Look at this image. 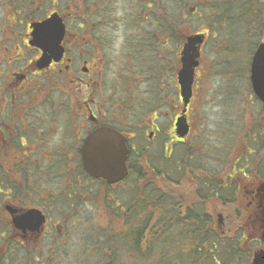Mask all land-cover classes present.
<instances>
[{"label": "rangeland", "instance_id": "rangeland-1", "mask_svg": "<svg viewBox=\"0 0 264 264\" xmlns=\"http://www.w3.org/2000/svg\"><path fill=\"white\" fill-rule=\"evenodd\" d=\"M11 1L13 2L12 5L10 4ZM80 1L32 0L31 6L26 0H0V33L8 24L6 18H12L14 13H22L25 8L32 12L31 16L34 20L43 18L47 12L52 11L70 13L71 17L68 23L72 24L71 30L76 28V17L89 27L91 24L92 28H95V32L100 34L106 40L104 42L109 45L106 52L109 65L103 79L105 84L104 101L108 106H106L107 110L112 111V108L122 106L121 104L124 103L122 99H126L128 96L124 94L123 98L121 95L114 98L113 89H110V85H113L112 72L117 73L120 64L119 50L124 47L130 34L153 35L159 33L148 15L152 13L153 17H156L158 8L160 5H165L166 2L156 0L154 8L146 9L144 0H94L95 2H89L90 9H86ZM223 1L225 0H190L187 13L184 14L185 19L179 26L175 24L173 27L171 52L158 48L157 43L152 47L158 50L156 53L159 54V57L156 59L161 60L162 64L168 62L164 54H170L171 61L176 63V70H178L182 39L186 35L209 32L202 49L200 66L196 71L195 99L193 102V109L196 110V113L194 117H190L191 135L187 138L183 148L179 149L178 147L175 151L176 160L173 158L171 163L170 161L166 162L164 158L168 157V153L159 147L136 153L142 162L148 160L154 171H162L163 177H165L164 173L169 175L170 180L164 179L163 182L160 178H156L154 182L156 189H163L165 182H173L179 185L180 181V184L184 186H175V190H179L180 196L183 194L181 192L187 191L185 186L190 185L186 183L188 182L187 173H189V169L196 171V174L203 178H206L207 174L211 175V173L222 177L225 173L222 169L225 166L234 168L238 167L237 164L243 165L246 157L252 172L257 171L260 166L264 175V106L255 98L249 82V64L252 57L250 50L253 45L261 41L264 35L262 32L264 28V4L263 0H244L247 1L243 2L246 6L235 9L234 19L224 24L222 23V16H218V11L215 9V4ZM92 4H95L96 8ZM174 19L178 20L175 16ZM158 42L160 45L164 44L160 39ZM147 67H151V63L146 64L145 69ZM76 92L74 85L64 87L54 83L50 78L42 77L39 80H34L32 93L26 100L29 101L30 105L33 104L32 108L37 106L33 109V114L48 113L49 116L53 114L57 118L59 117L58 114H64L63 126L65 129H72L71 114L74 112L73 103H75ZM173 95L176 96V107L179 109L178 88L176 91L173 89L171 96ZM60 104H62L61 109L58 108ZM127 106L130 107V111L135 108L131 102ZM163 111L168 112L169 108L166 106ZM37 115L33 116V123L37 128H51L54 122L49 117H37ZM143 117L136 121L141 134L143 122L149 118L146 115ZM38 119L39 124H36L35 121L37 122ZM161 123L167 124L169 121L163 118ZM77 132L78 129H76ZM47 134L49 135L47 146L50 150L59 149L66 153L74 146V143H71V140L74 139L72 135L64 136L62 132L53 133L52 131H48ZM250 153L251 156H249ZM183 155H185L184 164L179 161ZM43 167L42 169L36 167V171L37 173L45 171L48 179L41 180L40 184L36 183L35 185H33V180L30 181V186H27L26 190L29 189V194H32L25 193L19 198H22L23 205L45 208V212L52 222L60 224L61 234L58 235V240L52 241L49 245L47 243L44 248H42L43 246L38 247L35 252H32L33 256L41 255L40 253L44 251L48 252V257L44 260L47 264L81 263L83 254H91L90 242H88L91 237L95 238L98 234L114 236L121 230L125 231L123 218L129 217V208L133 205L138 206L137 217L143 216L142 213L148 209L144 210L143 196L149 188V180L146 175L150 172L147 171L144 163L140 164L141 174L139 176L134 174L125 183L108 189L99 183H95L93 186L94 193L90 194L91 196L87 193H81V190H76V198L72 196L68 198L70 196L68 192L73 188L71 186L73 181L70 180L75 177V167L71 164L63 168ZM6 170L10 172V176L22 171L21 168L16 169L11 165ZM60 172L63 179L56 181L55 177ZM77 174L76 171V180L79 177ZM260 179L264 181V179ZM204 181H209V179ZM22 183L24 182L20 181L19 185L24 187ZM241 184L242 181H240ZM246 184L244 183L236 194V206H230L225 213H221V207L214 201L212 203L207 202L204 207V211L210 213L214 218L215 226L218 223L219 235L222 238L236 240L239 235L244 237L237 241L239 243L237 246L240 247L241 252L238 251V256L233 260V264H251L253 253L264 248V245L260 243L263 233L261 229L263 218H258V224L255 228L250 221L251 225L247 224L246 204L248 199L244 190ZM77 186L80 185L76 184V189ZM51 192L52 195H50ZM58 192L60 193L57 194ZM184 194L186 195V193ZM107 200H115L117 203H121L119 206L123 211L116 212L109 209L107 206L109 201ZM1 204L2 207L4 203ZM73 206H76L75 209ZM84 209L86 211H83ZM218 215H221L220 217L223 219L222 224L218 222ZM1 219L6 223L8 216L1 212ZM240 227L242 231L235 235L236 230H239ZM59 247L64 250H58ZM28 251L30 252V248ZM1 254L2 249L0 248ZM13 255L11 264H26L27 256L25 253L20 252L18 255L15 253ZM52 256H55V259ZM90 259L94 260V258Z\"/></svg>", "mask_w": 264, "mask_h": 264}, {"label": "flooded vegetation", "instance_id": "flooded-vegetation-1", "mask_svg": "<svg viewBox=\"0 0 264 264\" xmlns=\"http://www.w3.org/2000/svg\"><path fill=\"white\" fill-rule=\"evenodd\" d=\"M26 2L32 6V1L26 0ZM27 3L26 5H28ZM10 4L12 5L13 2L11 1ZM54 12L56 11L47 12L43 18L34 20L31 16L32 12L25 8L22 13H14L12 18H6L8 24L0 33V169L9 168L10 165L14 168H29L31 171L26 173V180L28 178L27 182H29L33 176L32 167L34 166L41 169L44 168L43 166L63 168L70 164L73 167H81L80 149L85 138L90 133L103 128L113 129L124 136L130 154L159 147L168 153V157H165L164 160L171 163L175 158L174 153L177 148L182 149L187 138L191 135L190 117H194L196 113V110L193 109L195 99L193 93L186 113L190 132L184 140L178 139L175 123L182 108L181 105L179 109L176 107V96H171L173 89L177 90L176 63L171 61L170 54H164L168 62L162 64L161 60L156 59L159 57V54L156 53L158 50L152 48L157 43L158 48H163L170 53L173 33L129 35L126 44L119 50L120 64L117 73L112 72L113 85H110V89H113L112 92L115 94L114 98L120 95L123 98L126 94L129 100L122 99L124 102L121 104L122 106L108 111L104 101L103 77L109 65L106 56L109 45L104 42L106 40L100 34L95 32V28H92L91 24L89 27L76 17V28L71 30L72 24L68 23L71 14L57 12L65 26L62 40L63 57L58 62L52 61L45 69L37 67V61L43 52L31 44L32 30L30 26L35 22L45 20ZM159 39L163 41V45L159 44ZM150 63L151 67L145 69V65ZM42 77L50 78L54 83L64 87L72 85L76 87L74 112L71 114L72 129H65L63 126L64 114H58V118L53 114L49 116L48 113L33 114V109L37 106L32 108L33 104L30 105L26 98L30 97L32 93L34 80H39ZM129 102L135 107L132 111L127 106ZM162 104L169 108L168 112L163 111L165 107L163 108ZM58 108L61 109L62 104ZM34 115L49 117L54 123L49 129H39L33 123ZM143 115L149 118L143 122L141 134L136 121L144 118ZM163 118L168 119L169 123L162 124ZM131 120L134 121L131 122ZM38 121L39 119L35 123L39 124ZM76 129H78L77 133ZM48 131L62 132L64 136H74L73 141L71 140V143H74L73 148L66 153L64 150L48 149ZM34 157L36 158L34 159ZM246 165L243 169L234 167L232 171L230 170L227 180L232 179L236 194L240 187L247 183V186L244 187L248 199L246 212L248 222L250 221L255 228L257 218L264 216V181L251 171L248 160ZM127 167L130 173L129 160ZM46 174L45 171L41 172L40 177L46 178ZM61 177L60 172L55 178L56 181L62 180L63 177ZM12 179H17L14 174ZM73 181L75 182L74 189L77 184L80 185L77 186L78 190L81 188L89 193L93 192L95 183H104L86 176L77 180L74 178ZM125 181L119 184L125 183ZM240 181H242L241 185ZM112 202V208L116 207L117 209V202L114 200ZM236 203L237 198L233 199L232 204H226L225 208L221 209V213H225L230 206H236ZM12 205L23 208L15 203ZM39 208L46 221L44 230L38 237L34 234H27L23 238L20 233L13 231V238L16 239V242H24L28 248L38 246L44 240H53L56 238V233L57 235L61 234L60 224L53 223L44 208L41 206ZM35 260L40 261L39 256H36Z\"/></svg>", "mask_w": 264, "mask_h": 264}, {"label": "trees", "instance_id": "trees-1", "mask_svg": "<svg viewBox=\"0 0 264 264\" xmlns=\"http://www.w3.org/2000/svg\"><path fill=\"white\" fill-rule=\"evenodd\" d=\"M90 1L95 2L94 0L80 2L86 9H90ZM153 1L156 2V0ZM162 1L166 4L158 8L154 26L161 33H172L175 24L179 26L185 19L184 14L187 13L190 0ZM243 2V0H225L216 3L215 9L218 11V16H222L223 21H229L234 19L235 9L246 6ZM174 16L178 18L177 21ZM252 51L253 49L250 52ZM30 171L29 168L22 169L21 173L17 172L19 174L17 179L11 182L6 174L8 171L0 169V200L8 197L16 205L25 206L19 196L29 193L26 187L30 186V181L27 182L26 173ZM32 172L34 178L36 169L32 168ZM151 174L150 172L146 175L149 188L147 193H144L143 206L144 210L148 209L142 213L143 216L137 217L138 206H131L129 217L124 215L126 218H123L125 231L121 230L114 236L98 234L95 238L91 237L88 241L91 254H83L82 262L79 264H233L238 251L241 252L237 241L244 237L239 235L236 240L222 238L219 235L218 223L216 227L212 215L204 211L207 202L214 201L221 208L231 204L234 199V190L230 188L231 185L225 186L218 176L211 173L209 181L201 182L198 179L193 186L186 188L187 191L181 192L183 194L180 196L179 190H175L177 185L170 182H165L163 189H156L154 182L159 175ZM20 181L24 182L22 183L24 187L19 185ZM33 185H35L34 182ZM239 223L238 225H241ZM10 231V225L3 224L0 219V248L2 249L0 264H11L13 254L18 255L20 252L27 256L26 264H47L45 261L36 262L26 245L12 240L11 235L8 236ZM241 231L240 227L235 235ZM58 250L64 249L59 247ZM42 254L48 255L45 252ZM53 258L55 259V256Z\"/></svg>", "mask_w": 264, "mask_h": 264}, {"label": "water", "instance_id": "water-1", "mask_svg": "<svg viewBox=\"0 0 264 264\" xmlns=\"http://www.w3.org/2000/svg\"><path fill=\"white\" fill-rule=\"evenodd\" d=\"M31 44L40 50L43 55L37 62L39 69L47 68L52 61L58 62L64 51L61 42L65 34V27L57 14L51 15L47 20L34 23ZM203 36H190L186 38L181 51V68L178 71V84L183 110L176 122V133L183 139L189 132L185 117L186 108L192 98V86L195 69L199 65L200 46ZM250 82L252 91L264 105V43L260 44L251 61ZM125 138L117 131L103 128L92 132L81 148L82 165L85 172L94 179H102L108 185H114L127 176L126 161L128 157ZM11 216L14 229L26 234L39 233L44 224V216L36 209L26 211L6 207ZM264 230V216L262 220ZM264 241V233L261 238ZM251 264H264V250L253 254Z\"/></svg>", "mask_w": 264, "mask_h": 264}]
</instances>
